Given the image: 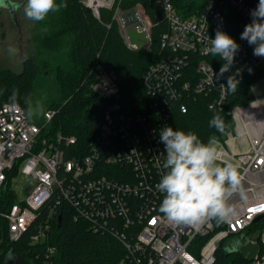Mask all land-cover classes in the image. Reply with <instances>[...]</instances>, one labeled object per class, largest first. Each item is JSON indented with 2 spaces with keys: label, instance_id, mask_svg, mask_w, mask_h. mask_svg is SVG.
Instances as JSON below:
<instances>
[{
  "label": "built area",
  "instance_id": "2783aa9c",
  "mask_svg": "<svg viewBox=\"0 0 264 264\" xmlns=\"http://www.w3.org/2000/svg\"><path fill=\"white\" fill-rule=\"evenodd\" d=\"M80 1L96 19H107L108 28L115 24L132 50L140 47L130 43L127 27L135 25L139 33L146 35L149 45L143 49L151 51L154 22L147 7H152L154 15L164 17L168 29L161 36V44L165 52L143 77L147 93L154 97L151 109L156 110V118L118 113L96 142L83 149L75 136L47 128L56 111L46 112L44 121L37 123L24 119L19 110L11 111L8 103L3 104L0 230L5 222L10 240L17 241L37 224L39 211L47 206L46 217L31 238L33 245L45 243L52 223L59 222L65 201L74 219L90 223L92 229L106 228L119 220L124 231H130L129 236L122 233V240L131 258L121 264H216L219 248L232 249L238 242L259 248L254 256L244 255L248 260L241 264H264V95L256 91V84L251 86V102L232 110L234 131L211 137L219 141L221 161L236 164L243 177L246 200L235 201L236 218L223 224L208 220L175 225L159 212L164 194L155 187L165 158L159 132L165 126L174 129L165 103L176 102L186 113L185 99L205 96L209 109L222 111L229 92L221 85L227 84L228 77L236 75L237 79L244 70L264 68V57L253 55L255 46L240 39L254 8L244 0H208L202 12L184 17L177 12L174 0ZM218 29L240 45L230 72L219 79L223 61L204 51ZM92 88L106 100L119 92L116 75L108 71L96 73ZM112 111L118 112L119 107L113 105ZM244 140L246 145L242 144ZM19 175L29 180L24 195L12 187V180ZM11 197L13 204L3 210L1 202ZM198 238L207 241L200 245ZM41 253L44 264H59L55 246Z\"/></svg>",
  "mask_w": 264,
  "mask_h": 264
},
{
  "label": "trees",
  "instance_id": "16d2710c",
  "mask_svg": "<svg viewBox=\"0 0 264 264\" xmlns=\"http://www.w3.org/2000/svg\"><path fill=\"white\" fill-rule=\"evenodd\" d=\"M22 1V0H13ZM256 8L258 0H244ZM60 2V0H58ZM67 7L38 22L35 43L53 56L64 55L65 60L55 69V78L59 85V98L52 100L49 106L32 121L42 123L46 112L56 111L55 117L48 125L53 133L75 136L80 148L86 149L96 142L100 133L112 125L118 113L148 115L156 118V110L151 109L154 97L149 95L143 83V77L151 66L159 62L165 52L161 44V36L168 29L164 17L154 15L152 7H147L152 16L154 28L152 32V48L132 50L127 47L115 24L108 28L107 19L99 21L93 13L85 8L80 0H63ZM208 0H174L177 12L189 17L203 11ZM103 15H105L103 13ZM43 67H47L44 63ZM42 66L34 59L27 58L20 72L11 69H0V108L9 103L13 90L18 93L19 105L26 108L25 99L32 100L35 85ZM98 71L113 72L116 75L119 92L111 100L103 99L93 91ZM264 79V68L244 70L237 75L239 81L237 91L229 92L228 102L222 111L209 110L207 97L185 99L187 112L182 113L180 104L167 101L169 122L176 130L194 132L208 142L211 137H223L215 128L209 127L210 119L221 115L228 126V133L234 131L232 110L236 106L248 105L252 100L251 86ZM119 107L118 112L112 106ZM73 146L72 149H76ZM13 197L1 202L3 210L13 204ZM60 211L62 221L52 223L50 238L45 243L33 245L32 236L36 226L44 221L46 207L39 211L37 224L30 227L17 241H11L8 227L4 222L0 230V264L8 254L21 257V264H44L43 253L49 246L58 249L59 264H121L131 258L129 250L122 240L124 231L119 220L108 227L92 229L86 221H76L65 201ZM119 233V234H118ZM207 238L196 240L200 245ZM230 249L220 247L216 264H241L248 259L243 253H229ZM191 252L199 255L191 249ZM37 253L41 254L40 258ZM129 256V257H128Z\"/></svg>",
  "mask_w": 264,
  "mask_h": 264
},
{
  "label": "clouds",
  "instance_id": "9594fccd",
  "mask_svg": "<svg viewBox=\"0 0 264 264\" xmlns=\"http://www.w3.org/2000/svg\"><path fill=\"white\" fill-rule=\"evenodd\" d=\"M66 7L63 0H24L23 12L29 20L42 22L50 13ZM250 16L251 22L245 25L240 39L255 46L254 56L264 57V0H258ZM239 48L240 45L230 35L219 29L215 38H210L204 51L213 57L219 56L223 61L218 79L230 72ZM7 51L9 55L17 54V49L12 46ZM238 83L236 75H230L227 84L221 88L234 93ZM8 100L9 109L21 111L24 119L29 121L44 111L42 104L37 102L34 105L30 99H25L26 108L20 109L16 90ZM209 127L221 135L228 134V126L219 114L210 119ZM159 139L165 154L160 165L161 178L155 185L164 194L159 212L175 225H192L208 220L223 224L234 220L238 214L235 201L246 200V191L238 166L229 160L221 161L219 141L209 138L204 142L194 132L174 130L170 126L160 130Z\"/></svg>",
  "mask_w": 264,
  "mask_h": 264
},
{
  "label": "rangeland",
  "instance_id": "374dc122",
  "mask_svg": "<svg viewBox=\"0 0 264 264\" xmlns=\"http://www.w3.org/2000/svg\"><path fill=\"white\" fill-rule=\"evenodd\" d=\"M22 1L24 3V0ZM17 15L18 22L16 23L8 10H0V69L7 68L20 72L23 68L24 57L36 60L42 66V70L31 101L34 105L39 102L43 107H47L52 100L60 97L55 69L60 62L65 60V56H53L35 43L38 22L31 21L24 15L23 5ZM127 37L131 44L140 48H147L149 45L146 35L139 33L135 25L127 27ZM10 46L17 49L16 55H9L7 50ZM44 63L47 64V67H43ZM255 87L258 93L264 95V79L257 82ZM243 143L246 145V140L242 141ZM28 182V179L19 175L12 180V187L20 195H24ZM232 248L239 249L248 257L254 256L259 249L257 245H247L246 242H238ZM14 259V264H21L20 258Z\"/></svg>",
  "mask_w": 264,
  "mask_h": 264
},
{
  "label": "water",
  "instance_id": "95a60500",
  "mask_svg": "<svg viewBox=\"0 0 264 264\" xmlns=\"http://www.w3.org/2000/svg\"><path fill=\"white\" fill-rule=\"evenodd\" d=\"M23 1H13V0H0V10H8L12 19L17 23L18 22V15L17 12L22 7ZM263 216H260L256 219V222H258ZM62 218L59 217V224L61 223ZM237 248H232L229 250V253L237 252ZM15 259L12 254H8L4 264H14Z\"/></svg>",
  "mask_w": 264,
  "mask_h": 264
}]
</instances>
